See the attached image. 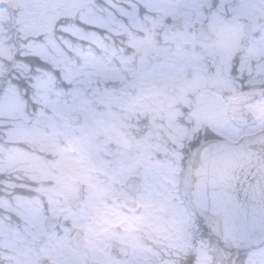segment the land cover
I'll return each mask as SVG.
<instances>
[{
    "label": "rangeland",
    "instance_id": "374dc122",
    "mask_svg": "<svg viewBox=\"0 0 264 264\" xmlns=\"http://www.w3.org/2000/svg\"><path fill=\"white\" fill-rule=\"evenodd\" d=\"M116 2L146 3L148 8L105 34L103 41L70 54L72 68L66 74L74 82L70 96L49 91L43 103L22 102L19 111L0 113V239L23 237L17 229L21 223L27 227V237L32 232L39 235L49 215L82 227L95 245L124 239L127 230L118 233L110 227L121 226L125 218L129 227L144 226L160 234L170 227L180 229L183 222L192 223L180 196L174 188L166 189L164 181L176 185L173 175L184 142L190 139L193 144L199 136L197 127L190 134L191 124L199 127L210 114L211 104L216 112L228 110L220 98L203 96L208 91L209 67L218 74L222 68L237 66L233 49L228 52L222 47L238 45L245 25L253 24L260 38L247 39L246 45L251 55L256 42L263 49L253 54L264 56V0H241L239 6L230 5L229 0ZM178 21L185 29L173 31ZM195 22L208 24L220 41L196 40ZM115 39L130 47V52L117 46ZM186 44H192V49H185ZM95 46L102 54L95 53ZM247 60L240 70L247 69L251 76L253 66ZM101 78L117 86L101 90ZM230 81L216 79L210 86L224 88V94L231 95L230 105L238 103L241 110L249 92H239ZM97 104L108 110L99 112ZM77 112L83 114L84 122L73 126L69 116ZM222 120L219 135L236 140L239 134L232 127L236 120ZM139 171L145 177L137 198L143 211L125 213L121 206L135 200L125 180ZM80 192L83 197L74 209L69 201ZM263 254L264 249L249 251L240 264H264Z\"/></svg>",
    "mask_w": 264,
    "mask_h": 264
},
{
    "label": "flooded vegetation",
    "instance_id": "af4514ba",
    "mask_svg": "<svg viewBox=\"0 0 264 264\" xmlns=\"http://www.w3.org/2000/svg\"><path fill=\"white\" fill-rule=\"evenodd\" d=\"M241 33V32H240ZM252 37L260 38L258 31H253L251 36H243L238 45L224 46V51H234L232 61L237 66H229L228 69L222 68L217 74L213 67H209L210 75L207 78V90L203 96L205 99L217 97L223 102V106L228 110L222 114L216 112L215 106L211 104L208 108L211 110L206 120H203L198 127V123H192L194 129H199V136L195 138L197 145L202 141L211 138H226L219 135L223 132L225 117L235 119L232 127L237 129L239 136L235 142L250 143L258 138L264 137V56L253 54L263 47L255 45L252 47L253 52L250 55L248 44ZM220 41V37L214 40L213 43ZM257 41V40H256ZM212 43V44H213ZM260 43V42H259ZM238 58V59H237ZM248 59V60H247ZM244 60L249 63L250 68L253 66L249 76L247 69L240 70V65H244ZM206 74V75H207ZM219 79L223 83L233 81L240 89L249 92L248 103H242L241 110L238 108V103L230 101V94H224V88L220 91L219 87L213 86L212 82ZM232 83V82H231ZM220 85V84H218ZM221 94L217 95L216 92ZM234 108L235 110H230ZM239 110L240 113L237 112ZM190 110L185 112L189 115ZM240 123L238 119L244 118ZM220 119L221 121H219ZM216 133L215 136H211ZM207 136V137H206ZM228 139L232 140L230 137ZM184 142V148L181 152L182 158L178 161V170L174 171L173 178L176 185L171 181H164L166 189L174 188L175 194L180 196L182 209L186 212L188 219L192 223L183 222L180 229L170 227L168 232L164 231L161 234L156 230L144 226L129 227L130 223L125 222L128 218L123 219V224L116 227H110L113 231L123 233L124 239H115L106 244L100 242L99 245L92 243L88 233L80 226L73 223L64 222L61 217H57L56 222L44 221L41 224L42 231L38 235L36 232L31 233V237H27V229L23 224H19L17 229L21 231L23 237L0 239V264H232L236 255L235 249L232 246L225 245L219 239L221 230L220 218L210 215L203 210H197L191 205L190 184L192 177L185 176L186 159L185 151H192V143ZM131 145V146H130ZM127 143V147L134 146V143ZM167 156H171L168 155ZM141 170V167L139 168ZM143 171V170H141ZM135 172L130 174L126 181V190L135 200L125 202V206H121L125 213L141 212L143 207L138 203L137 198L143 192L145 177L142 173ZM138 180L139 191L134 196V189L131 187V180ZM126 225V228L122 227ZM150 227V226H149ZM82 230V231H80ZM27 235V236H26ZM82 238L83 246L78 244V239ZM8 241L9 243H5ZM104 244L103 246H101ZM264 249V230L255 238L248 242L244 250H240L236 258V264H240L241 257L249 251ZM264 256V254H263Z\"/></svg>",
    "mask_w": 264,
    "mask_h": 264
},
{
    "label": "snow or ice",
    "instance_id": "6c2138e0",
    "mask_svg": "<svg viewBox=\"0 0 264 264\" xmlns=\"http://www.w3.org/2000/svg\"><path fill=\"white\" fill-rule=\"evenodd\" d=\"M147 8L116 0H0V113L43 103L49 91L70 96V54Z\"/></svg>",
    "mask_w": 264,
    "mask_h": 264
},
{
    "label": "water",
    "instance_id": "95a60500",
    "mask_svg": "<svg viewBox=\"0 0 264 264\" xmlns=\"http://www.w3.org/2000/svg\"><path fill=\"white\" fill-rule=\"evenodd\" d=\"M236 6L239 0H231ZM183 30L182 21L175 22L172 30ZM251 25L246 33L252 32ZM194 37L207 43L216 35L208 24L195 22ZM191 44L186 48L190 49ZM160 60V58H158ZM97 108H107L99 104ZM71 123H83L80 113L69 116ZM192 173L191 205L220 218L219 238L223 244L234 247L236 256L246 243L264 230V138L251 144L233 143L228 140L211 139L202 142L186 162V177ZM136 181V182H135ZM132 182L137 190V181ZM81 196V195H80ZM80 198L71 201L76 207ZM49 218L47 222H56ZM78 244H84L78 239Z\"/></svg>",
    "mask_w": 264,
    "mask_h": 264
},
{
    "label": "trees",
    "instance_id": "16d2710c",
    "mask_svg": "<svg viewBox=\"0 0 264 264\" xmlns=\"http://www.w3.org/2000/svg\"><path fill=\"white\" fill-rule=\"evenodd\" d=\"M143 12V11H142ZM115 44L118 46V45H123L125 48H126V51H128V52H130V47H127L125 44H123V43H121L120 41H119V39H115ZM95 53L96 54H102V50H100V48H98L97 46H95ZM101 81L99 82V84H98V86L100 87V89L101 90H103L104 88H106L107 90H112L115 86H117V84H114V82L111 80V81H107V82H104V81H106V79H104V78H101L100 79ZM29 104H31V102L29 101ZM1 179V178H0ZM2 186L0 185V195H1V193H2ZM19 191V190H18ZM25 190H22V192H24ZM32 193H34L33 191H32Z\"/></svg>",
    "mask_w": 264,
    "mask_h": 264
}]
</instances>
